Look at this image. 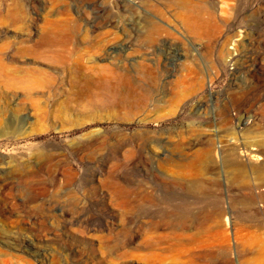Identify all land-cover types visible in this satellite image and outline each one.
Wrapping results in <instances>:
<instances>
[{
    "label": "rangeland",
    "instance_id": "rangeland-1",
    "mask_svg": "<svg viewBox=\"0 0 264 264\" xmlns=\"http://www.w3.org/2000/svg\"><path fill=\"white\" fill-rule=\"evenodd\" d=\"M203 1L212 44L142 42L140 0H0V264H264V203L223 161L264 130V0Z\"/></svg>",
    "mask_w": 264,
    "mask_h": 264
},
{
    "label": "bare ground",
    "instance_id": "bare-ground-1",
    "mask_svg": "<svg viewBox=\"0 0 264 264\" xmlns=\"http://www.w3.org/2000/svg\"><path fill=\"white\" fill-rule=\"evenodd\" d=\"M140 4L142 5V8H143L142 10L144 11V14L142 15V18H141L142 19V32L140 34V38L142 39V42L143 41L145 43L156 42L158 40V38L161 37L163 34L169 33L167 27L168 28L172 27L174 31H176L180 34H183V33L187 34L189 37H193L195 39V41H205L207 44H212V43L216 42L218 40L217 38H219L221 33H222V25L224 24L225 20L222 17H220L221 14H220V16L216 15V13L214 12V9L212 7L206 6L207 4L203 0H140ZM170 7H174V12L171 15V17L173 18L172 20H170L171 18L169 19V16H167L165 11H163V9L167 10ZM17 15H18V13H17ZM13 16H15V14ZM13 16H11V17H13ZM15 18H17V17H15ZM49 23H51V22H49ZM74 24L75 23H71L69 21L53 22L50 25H48L49 27L47 28L48 29L47 32H50V35H53V36H56V35L64 36V35H66L67 40H68V45H72V44L76 45L78 42L75 43L73 33H74V30L76 29L75 27H77V26ZM107 34H110V33H106V35ZM171 38H172V36H171ZM111 42H113V40ZM60 43H61V41H60ZM107 43H108V40H107ZM94 44H95V42H94ZM226 57H227L226 59H231V60L233 59V58H231L230 54H228ZM2 66L5 67L4 64ZM5 68H3V69H5ZM0 69H1V67H0ZM17 69L20 70L23 68H20V69L17 68ZM24 70H26V69H24ZM26 71H29L28 73H30V72L34 71V68L32 71H30L28 69ZM26 71H24V72H26ZM4 72L5 71H3V73ZM7 72L9 74H11L9 71H7ZM41 72H43V71L41 70ZM41 72L39 74H41ZM5 73H4V75L6 76ZM12 73H14V72H12ZM20 73H21V75L24 74L22 72H20ZM35 73H36V71H35ZM35 73H34V75H35ZM14 74H11V75H14ZM25 74L27 75V73H25ZM30 74H32V73H30ZM44 75H45V73H44ZM25 76H24V78H25ZM0 77H2V76H0ZM10 77H12V76H10ZM30 77H29V79H30ZM106 78L108 79V77H106ZM50 81L52 82V80H50ZM50 81H49V83H50ZM227 111H228L227 108L224 107L222 110V114L225 115L224 120L226 122L231 123L232 118H231V115ZM254 121L252 119H250L249 117L240 121L242 126H243V129H241V131H243V135L245 136V138H247L246 140L248 142L245 141L246 142L245 146H243V144H242V146H239V145L235 144V142H233V141L230 142L231 146L228 149L229 152L225 155L226 160H223V161H225V167L229 173V177H230L229 180H231L233 183L235 182V183H239V184H246V183H248V181L250 182V185H249L250 186L249 187L250 200L252 201L253 204H257V203H264V130L258 128V125ZM226 122L224 125H226ZM232 124H234V123H232ZM229 126H231V125L229 124ZM233 130H234V128H233ZM233 130H231V131H233ZM229 132H230V130H229ZM229 132H228V134H229ZM215 147H214V145L212 147L210 146V147L204 149V151L202 153H199L197 156V160L193 163V166L195 167L197 165V163L199 162V159H201V158H203L205 160L212 159L215 155ZM245 166L250 167L248 177H247V172H245V169L247 170V168ZM202 169L203 168H201V170L197 169L194 173L195 174L194 179L185 185L187 190H189L192 193L198 192V189L202 186V183L200 181H198L199 178L202 179L203 177H206L208 175V172L206 170H202ZM209 176H211V175H209ZM185 177H187V176H185ZM248 178H249V180H248ZM158 179L160 182H162L164 184H169L168 178L163 176V175L158 176ZM182 183H184V182H182ZM170 184H171V182H170ZM246 185H248V184H246ZM212 214H214L216 216H220L221 210L216 209L215 211H213Z\"/></svg>",
    "mask_w": 264,
    "mask_h": 264
}]
</instances>
